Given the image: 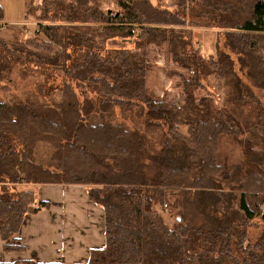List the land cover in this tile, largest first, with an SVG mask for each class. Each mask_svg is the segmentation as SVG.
I'll return each mask as SVG.
<instances>
[{"label":"trees","instance_id":"1","mask_svg":"<svg viewBox=\"0 0 264 264\" xmlns=\"http://www.w3.org/2000/svg\"><path fill=\"white\" fill-rule=\"evenodd\" d=\"M101 1L30 0L24 20L36 22L33 36L12 49L0 41L9 53L5 61L0 53V74L25 61L43 77L33 92L0 100L3 251H24L11 243L24 218L49 206L14 186L79 185L103 210L104 246L87 264H264V226L255 241L248 237L254 220L264 222V152L241 139L264 141V106L239 76L246 71L264 90V0L203 2L217 6L199 12L204 19L246 12L232 25L187 22L182 16L196 0L173 8L112 0L107 10ZM2 14L0 6V21ZM196 26L222 29L226 51L216 46L201 58L188 28ZM114 38L133 48H107ZM154 51L176 69L181 91L173 103L150 95ZM210 76L223 98L201 92ZM223 140L243 147L233 171ZM163 211L175 214L173 225Z\"/></svg>","mask_w":264,"mask_h":264},{"label":"rangeland","instance_id":"2","mask_svg":"<svg viewBox=\"0 0 264 264\" xmlns=\"http://www.w3.org/2000/svg\"><path fill=\"white\" fill-rule=\"evenodd\" d=\"M30 0H0V5L3 10L2 19L0 21V41H3L6 43V47L9 49L13 47H20L24 45V43L27 41V39L31 38L33 36V33L37 29V24L34 20L25 21L24 20V14L26 5H28V2ZM35 4H39L40 0H33ZM101 1V0H100ZM155 6H163L166 8H173L177 0H161V4L158 0H151ZM229 4L234 5V7H238V4L234 3L232 0H225ZM231 1V2H230ZM247 1L246 0V4ZM206 4L207 0H196L195 4L192 5V8H190L186 13L182 16L187 22H195V23H216L221 22L223 19L221 18L222 14H226V10L223 12L212 13L214 16L208 19L201 18L199 16V12L206 10L213 11L217 6L214 7H206L204 4ZM102 7L107 10L112 8L113 2L112 0H102L101 1ZM245 4V6H246ZM209 5V4H208ZM236 5V6H235ZM240 5V4H239ZM219 6V5H218ZM230 9V8H229ZM227 10V14L229 15L228 21L224 20L223 23L228 22L230 25L237 23L239 20L246 18L245 15L246 12H241L239 14H235L236 16H231L232 12L230 10ZM245 9V7H244ZM244 11V10H243ZM214 19V20H213ZM200 25V24H197ZM98 26V25H96ZM191 30L192 33V42L193 44H199L196 45L197 48H199L200 56L203 59L207 58V55L214 54V51L216 49V46L220 48L221 50L226 51L224 48V39H223V30L217 29V28H204L200 26L196 27H188ZM39 40L43 41L45 40L42 36H40ZM113 41V42H112ZM109 43L107 48L111 49H120L126 48V49H132L133 48V42L129 40L122 41L119 38H114ZM1 43V42H0ZM5 46L0 44V53L2 52L3 59L5 61L6 56L9 55L8 51L5 49ZM55 50L58 49L54 47ZM58 51V50H57ZM157 51H154L151 53V59L152 61H158L155 62L153 67L149 71L148 78H151L150 82V89H151V96L158 98L162 101H168L169 103H173V101H176L174 99V95H179V92L181 91V87L179 85L181 84L178 82L176 78L171 76L172 72H175L176 69L173 67L172 64L168 62V55L165 56L164 54L156 56ZM77 54V52L75 53ZM15 57L16 54L14 55ZM232 58H235V56H232ZM160 60V61H159ZM161 62V63H160ZM25 61L21 64H16L15 62L10 64V70L4 71L2 74H0V100L5 101H13L14 99L21 98L22 92H33L35 90V81L37 79H42L43 77L38 76L36 70L37 68H34L33 66H27ZM236 69H239V64H236ZM3 70V68H2ZM178 71V70H177ZM183 74L187 73L191 78L193 76V72L190 70L181 71ZM178 72V73H181ZM246 72V71H244ZM243 72V73H244ZM243 73H239V76L242 78L243 82L250 85L252 87V90L254 94L259 98L260 102L264 106V90H261L257 87L253 86L252 81L248 79L246 74L243 75ZM187 79V78H186ZM201 82L203 84H207L208 89H205L204 94L209 93L211 96H214L216 100L221 99V94L223 98V92L219 90V84L214 79L213 76H210L206 79H202ZM55 86L57 85V82H54ZM89 97H94L95 94L90 92ZM164 101V102H165ZM172 101V102H170ZM221 103V101H220ZM217 106H220L217 104ZM182 132H184V129H182ZM248 138L251 142L252 149L256 154H261L264 152V141L261 140V138L257 135H251V134H245V136L241 137V139ZM222 148H219L223 150L224 155L226 156L228 160V170L233 171L235 168V165L239 162H243V147L238 143L229 144L223 140ZM39 151L42 153V148H39ZM241 159V160H240ZM87 188V187H86ZM37 194L39 196L43 195L42 192L37 191ZM165 220V222L168 224V226L173 225L175 222V214H173L170 211L167 212H160ZM252 226L248 230V237L250 241H255L258 236L263 231L264 222L256 219L252 222Z\"/></svg>","mask_w":264,"mask_h":264},{"label":"crops","instance_id":"3","mask_svg":"<svg viewBox=\"0 0 264 264\" xmlns=\"http://www.w3.org/2000/svg\"><path fill=\"white\" fill-rule=\"evenodd\" d=\"M14 188L33 192L36 203L49 206L24 218L16 242H11L24 246V251L5 252L0 240V262L87 264L90 251L104 246L103 210L89 201L86 187L23 183Z\"/></svg>","mask_w":264,"mask_h":264},{"label":"built area","instance_id":"4","mask_svg":"<svg viewBox=\"0 0 264 264\" xmlns=\"http://www.w3.org/2000/svg\"><path fill=\"white\" fill-rule=\"evenodd\" d=\"M186 78H190V76L188 74H185Z\"/></svg>","mask_w":264,"mask_h":264}]
</instances>
